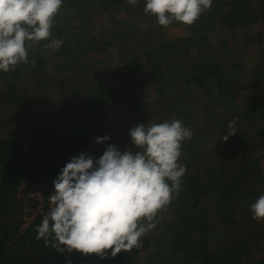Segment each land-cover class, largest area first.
Segmentation results:
<instances>
[{"label":"trees","instance_id":"1","mask_svg":"<svg viewBox=\"0 0 264 264\" xmlns=\"http://www.w3.org/2000/svg\"><path fill=\"white\" fill-rule=\"evenodd\" d=\"M64 4H68L65 11L69 15L58 17L57 13L46 40L25 41L28 63H20L15 71H2L0 74L4 83V88H0V118L5 115L16 123V129L11 128L6 134L0 132V264H136L134 247L129 251L121 250L114 257L108 249V255L101 258L96 253L84 254L78 250L60 252L51 246V238L46 245L44 238L36 239V228L45 214L28 230L21 232L23 202L18 197V188L23 182L31 184L41 180L53 185L58 173L73 156L84 152L98 158L108 144H115L121 151H142L132 144L129 130L137 124H148L143 121L147 110L150 112L148 116L157 112L155 115L160 119L157 123L181 120L193 135L189 139L192 141L182 143V155L178 158V163L187 169L179 193L166 210L158 211L153 221L155 227L148 230V236L147 232L142 236L143 244L150 249L144 256L146 263L149 260L148 264H264V253L250 261L251 254L262 251L260 245L264 244V219H252L250 211V205L264 194V106L260 105V97L264 94V63L252 69L251 78L245 83L249 96L245 106L241 107L238 97L243 86L238 81L243 77L237 75L244 68L241 62H237L240 61L239 51L235 48L238 41L232 45L224 38L213 41L210 36L227 29L232 35L242 27L250 39L245 44L262 49L264 0H213L211 8L203 12L194 24L173 21L168 26L181 28L184 33L182 39H171L155 16L148 29L133 28L137 22L139 25L142 22L138 17L146 19L148 16L142 15L145 0H140L137 6L129 5L127 0H92L91 3L88 0H63ZM72 9L74 13L71 14ZM73 14L79 18L78 23L72 22L70 16ZM95 14H107L109 17L111 26L106 28L103 25L101 28L106 37H110L109 40L101 35L100 40L92 42L101 32L96 33L97 28L91 26L98 20ZM55 40H63L59 49L51 47ZM215 43L223 53V58L217 61L207 58L205 46ZM29 44L31 47H28ZM113 45L120 53L117 62L111 52ZM170 49L176 50L178 58L176 66L169 68L170 73H164L161 62L166 53L164 50ZM88 53H92L93 57L88 58ZM159 54L163 57L158 58ZM229 54L236 59L229 58ZM47 55L59 59V64L51 68ZM260 55L264 60V49ZM95 60L102 65L106 63L98 70L93 67L96 72L88 74L90 78L97 76L92 83L99 89L97 101L104 104L98 117L108 119L107 114L111 111L118 113L113 114V122L108 120L97 128L103 131L97 137L107 135L110 139L96 143L94 135L98 134L87 133L62 145L53 136L47 138L53 145L38 139L45 132L34 122L28 123L30 118H24L23 114L26 103L31 99L32 105L35 97L29 96V99L23 92H17L14 81L23 79L37 86L43 84L46 88L55 83L52 69L60 67V72H74L79 82L83 75L79 77L77 73L84 68L89 72L87 67ZM229 62L234 65L233 68H230ZM200 70L204 73L201 74ZM227 71L231 73L226 76ZM124 76L130 78L127 84L121 79ZM147 84H154L155 90L170 89L174 96L170 100L160 97L161 104L156 98L146 100L142 89ZM189 91H195L193 99L200 100L196 103L204 101L202 106L207 110L206 114H197L195 101L189 100ZM135 103L139 104H136L137 112L129 108L130 105L136 108L133 106ZM129 111H132L131 114H128ZM234 119L236 132L225 141L223 137L230 131L228 125ZM24 124H33L29 135L19 131ZM105 125L108 126L106 131ZM195 142L198 143L194 151L188 145ZM251 148L254 149L253 157L249 156L251 153L244 156L245 151ZM200 153L205 156L201 158ZM55 157L60 161L58 169L51 166ZM168 183L171 184L170 181ZM245 190H248V198L244 196ZM163 212L167 219L160 218ZM216 217L220 218L219 222H215ZM144 221L147 226L149 222ZM226 231L229 234L224 237L220 232ZM162 238L166 243L160 245Z\"/></svg>","mask_w":264,"mask_h":264},{"label":"clouds","instance_id":"2","mask_svg":"<svg viewBox=\"0 0 264 264\" xmlns=\"http://www.w3.org/2000/svg\"><path fill=\"white\" fill-rule=\"evenodd\" d=\"M137 6L139 0H127ZM213 0H145L143 11L168 27L173 21L194 24ZM63 0H0V70L15 71L28 63L25 41L46 40ZM27 26V27H26ZM31 29V31L29 30ZM56 49L63 40L52 42ZM31 47V44L28 45ZM235 119L226 141L234 135ZM131 142L142 151H121L108 144L98 158L91 153L73 156L53 181L50 211L36 228V239L60 252L78 250L101 258L140 247V238L155 227L154 217L179 193L187 169L178 163L182 143L192 130L179 119L130 128ZM110 137H97L103 143ZM171 182V184L168 183ZM252 219H264V194L250 205ZM146 220L147 226L141 223ZM66 246L61 247V246ZM70 264V262H69Z\"/></svg>","mask_w":264,"mask_h":264},{"label":"rangeland","instance_id":"3","mask_svg":"<svg viewBox=\"0 0 264 264\" xmlns=\"http://www.w3.org/2000/svg\"><path fill=\"white\" fill-rule=\"evenodd\" d=\"M91 1L92 0H90V1L88 0L89 3H91ZM67 5H65V4L62 5L61 9L58 11V14H59L58 17H61V16L66 17L67 15H69V13H67L65 11V9H67ZM91 9H93V8H91ZM70 13L71 14L74 13V10L72 9L70 11ZM140 14H142V13H140ZM144 14L145 13H143L142 15H144ZM95 16L98 17L97 18L98 20L96 22L92 23L91 26H94L95 28H97L96 33H99L101 31V28L103 27V25L106 28H109L111 26L110 21L108 19L109 17L107 16V14H95ZM144 16H146V15H144ZM56 17L57 16H55L53 19H55ZM70 17L73 18L72 22H74V23L79 22V18H77L75 14L71 15ZM153 17H154V15L153 16L148 15L146 17V19L138 17L139 21H142V22H140V25H139V23L136 21L137 26H133V28H136L137 30L140 28L148 29L149 26L151 27V25L153 24V22H152ZM161 28L162 27L160 26L159 30H161ZM163 31L167 35H169V37L171 39L172 38L182 39V36H184L182 29L178 28V27H165L163 29ZM236 33H233L232 34L233 36H232L229 33V30L227 29L225 31L222 30L221 34L211 33L210 36H211L213 41H218L217 40L218 38L219 39L224 38L223 40H228L230 42V44H232V45H233L234 41H238L237 47H235V48L239 51L238 57L240 58V61H237V62H241V66H242V68H244V71H242V72L239 71V74L237 75V76H239V78L243 77V80H241V78H240V80L238 81L239 84L243 86L239 91L238 102H239V105L241 107H244L245 106L244 104H245V102L249 96L248 95L249 89H248V87H246L245 83H247L246 81H248L251 78V74L253 73L252 69L254 68V66H257L260 63L261 64L264 63V60L260 55V51L264 49L263 48L264 46L262 47V49L260 48V46L256 47L255 45H253V44L251 45L250 43H248V46H247L245 44V41L248 42V40H250V39H248V36H246L248 34V32H246V30L243 29L242 27L238 28ZM101 35L106 40L110 39L109 36L106 37L105 32L101 31L100 34H98V36H95L92 39L93 40L92 42H94V40L95 41L100 40ZM151 43H153V41ZM151 43H146V44H151ZM251 43H255V42L251 41ZM216 45H217V43H215V45H210V46H209V44L205 45L206 50H207V58L210 60L215 58L214 60L217 61V60H221L223 58V56H222L223 53H221L222 51L220 49H218V47H216ZM51 47L53 49H55V46L53 43L51 44ZM149 49L150 48L148 47V50ZM111 50H112L111 52H112L113 59L115 60V62H117V58L120 55V53H119V51H117V49L114 45L111 47ZM228 50L233 51L231 49H228ZM151 51H152V49H151ZM164 51L166 53H165L163 62H161V68L164 69V71H165L164 73H167V72L170 73L169 68L176 66L175 63L177 62L176 60L178 58V54H177L175 49L164 50ZM192 51L195 52L194 49H192ZM153 53L156 54L155 51ZM155 54H153V55H155ZM87 55H89L88 58H91V55L93 57L92 53L91 54L88 53ZM157 56H159L158 58L163 57L161 54H159ZM197 56L199 57L200 55H197ZM228 57L229 58L234 57V55L229 54ZM47 58L49 59V63L52 65L51 68H54L55 66H57L54 64H59V62H60L59 59L53 58V57H51V55H47ZM95 58H99V57L96 56ZM154 58H156V55L154 56ZM234 58L236 59V57H234ZM229 60L234 62V60H232V59H229ZM90 64H91V66L87 67L89 69V72L84 71L85 70V68H84L83 71L81 70V72L77 73V74H79V77L81 75H83L79 82L77 81L78 76L73 74L74 72H72V71H64V72L61 71L60 72V67H56L55 69H52L53 70L52 76L54 78L55 83L49 84V86H47L46 88L43 86V84H39L37 86V84H34L32 81L26 82V81H23V79L19 80L18 82L14 81V86H15V88H17V92H19V93L23 92L25 97L29 98V99L31 96L35 97V101L32 104L34 109L31 110L32 105L30 104L31 103V99H30L29 102H27V103L25 102L26 105L24 106L23 114H25L24 118L26 116L30 118V121L28 123L34 122L38 128H41L45 132V134H43L42 137H38V139L42 138L43 141L48 142V145H53V143L47 139L48 136H51V137L53 136L52 138L58 144L62 145L64 143L73 142L81 134H86V133L88 135L98 134V135H94L95 138H97V136L101 135L102 134L101 132H103V131L97 130L98 126L101 127V124H105L104 122L107 123L108 120L110 122H113L112 121V118L114 117L113 114H115V115L118 114L117 111H111V114H107L108 119H99V117H98L99 113L98 112H99V109L102 106H104V104H100L97 101L99 98V95H100L99 89H98V87H96L95 84L92 83L94 80L97 79V76L90 78L91 75H88V74H93L92 72H96L93 70V67H95V70H98L99 68L105 67L106 63L105 64L103 63V65H102L99 63L98 60H95ZM92 64H94V65H92ZM230 65H231L230 68L234 67V65L232 63H230ZM1 72H2V70H0V74H1ZM199 72L201 74L204 73L202 70H200ZM230 73L231 72L227 71V73L225 75L227 76ZM244 78H245V80H244ZM121 79H122V81H125V83L127 84L129 82L130 78H129V76H124ZM3 84H4L3 80L0 77V88H4ZM18 87H20V88L18 89ZM193 88H196V87H193ZM169 90L170 89H168L167 91L160 90V89L155 90L154 84H150V85L147 84V86L143 87L142 94L146 95V100L152 101V100H155V98H156L158 100V102L161 104L162 100L160 99V97L161 98H163V97L167 98L168 97V99L170 100V97L174 96V95H171L172 91H169ZM189 94H190L189 95L190 99L188 96L187 97L189 100L195 101L193 103L195 104L197 114H199V115L206 114L207 110L202 106V102H204V101L202 100L201 103L198 104L196 102H200V100L198 101V100L193 99V96L195 95V91H191V93L189 91ZM109 98L111 99V97H109ZM105 99H107V97H105ZM174 99L175 98H173L172 100H174ZM188 99H186V103H184L185 105L187 104ZM113 100L114 99L112 98V102H113ZM136 104L137 103L133 104V106L134 105L136 106ZM206 104H208V102H206ZM214 104H212V105H214ZM137 105H139V104H137ZM260 105L264 106V94H262V96L260 97ZM109 106H111V105H109ZM88 107L91 109H88ZM137 107L138 106H136V108L134 107L135 108L134 109L130 105L129 108L133 109V111L137 112V110H136ZM67 108H70V109L67 110ZM39 109L41 110V112H39ZM221 110H222V108H221ZM1 111H3L2 108H1ZM131 112L132 111H129L128 114H131ZM149 113L150 112L148 110L146 112V115L144 113V116H146V119H144L143 121H146V123H148L145 125L157 124V122H159V120H160V119H157V116L155 115V113H157V112H154V114L151 116H148ZM188 115H190V113ZM36 116H39V117H36ZM70 122H73V123L69 124ZM91 124H93V125H91ZM200 124L198 126H200ZM15 125H16V123L13 121H10L9 118L5 115H2V118H0V132L2 131V134L8 133L7 131H10L11 128H14ZM28 125H30V126L28 127ZM191 125L193 126V123H191ZM20 127H22V129H20L19 131H21L22 134L25 133V134L29 135L28 131L30 128L33 127V124H24ZM106 128H108V126L105 125V127H104L105 131H106ZM14 129H16V128H14ZM16 131H18V130H16ZM99 133H101V134H99ZM189 141H192V140H189ZM186 142H187V140H185L183 142V144ZM197 143L198 142L189 144L188 147L195 151L197 149ZM205 147H202V148H205ZM253 150L254 149H252V148L250 149V151L246 150L245 151L246 154H244V156L251 153V155H249V156L253 157V155H252ZM263 152H264V150H263ZM242 154H243V152H242ZM198 155L201 158H203L205 156L203 153H200ZM58 160H59L58 157H55L54 161L52 162L51 166L55 169H58L60 167V161H58ZM262 164H264V160H263ZM234 165L237 166L236 163ZM193 170H194V167L190 169L191 172H193ZM245 191L246 192H245L244 196H245V198H248V190H245ZM242 207L243 206H240V208H242ZM160 211L162 212L163 210H160ZM160 218L162 220L167 219L164 212L160 213ZM219 221H220V218L216 217L215 222H219ZM141 223L145 225L144 220L141 221ZM220 233L224 237H226L229 234L227 231L226 232H220ZM147 236H148V231H147ZM158 236H160L159 233H158ZM154 240H152V241H154ZM140 241H141V246L138 248L134 247L135 248L134 253L137 252V255H134L135 262H136V264H148L149 260H147V263H146L144 256L150 252V249L143 244L142 237L140 238ZM161 243L165 244L166 240L162 238L160 240V245H161ZM167 245H168V243H167ZM260 246L262 247V251H263L264 250L263 249L264 244H262ZM164 250H167V248ZM262 251L252 253L250 256V257H252V259L250 261L255 259L254 257L258 258V256H260L262 253H264ZM136 257H137V259H136ZM151 264H153V263L151 262Z\"/></svg>","mask_w":264,"mask_h":264},{"label":"built area","instance_id":"4","mask_svg":"<svg viewBox=\"0 0 264 264\" xmlns=\"http://www.w3.org/2000/svg\"><path fill=\"white\" fill-rule=\"evenodd\" d=\"M55 189L47 180L21 183L18 188V197L23 202V209L21 214V222L19 230L25 232L35 221L44 214L50 211L51 204L49 196L54 194Z\"/></svg>","mask_w":264,"mask_h":264}]
</instances>
